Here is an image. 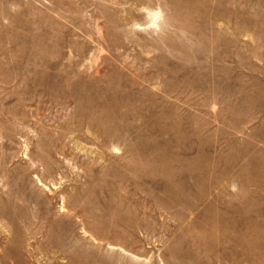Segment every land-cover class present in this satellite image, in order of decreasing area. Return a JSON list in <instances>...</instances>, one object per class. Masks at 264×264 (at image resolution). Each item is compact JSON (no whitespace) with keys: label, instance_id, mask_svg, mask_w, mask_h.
Instances as JSON below:
<instances>
[{"label":"rangeland","instance_id":"obj_1","mask_svg":"<svg viewBox=\"0 0 264 264\" xmlns=\"http://www.w3.org/2000/svg\"><path fill=\"white\" fill-rule=\"evenodd\" d=\"M0 264H264V0H0Z\"/></svg>","mask_w":264,"mask_h":264},{"label":"clouds","instance_id":"obj_2","mask_svg":"<svg viewBox=\"0 0 264 264\" xmlns=\"http://www.w3.org/2000/svg\"><path fill=\"white\" fill-rule=\"evenodd\" d=\"M156 12H159V10H156ZM162 13L159 15H156V13L152 14V22L147 26L149 28L156 29L157 31L159 30V21L162 19ZM133 30L140 28V25H132L131 26Z\"/></svg>","mask_w":264,"mask_h":264}]
</instances>
